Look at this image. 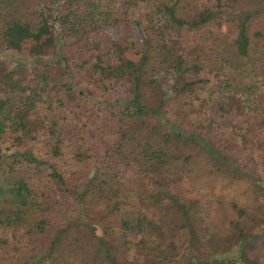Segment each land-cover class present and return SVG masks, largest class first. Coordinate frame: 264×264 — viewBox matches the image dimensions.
Listing matches in <instances>:
<instances>
[{
    "label": "trees",
    "instance_id": "1",
    "mask_svg": "<svg viewBox=\"0 0 264 264\" xmlns=\"http://www.w3.org/2000/svg\"><path fill=\"white\" fill-rule=\"evenodd\" d=\"M45 38L0 58V264H260L264 0H0Z\"/></svg>",
    "mask_w": 264,
    "mask_h": 264
},
{
    "label": "rangeland",
    "instance_id": "2",
    "mask_svg": "<svg viewBox=\"0 0 264 264\" xmlns=\"http://www.w3.org/2000/svg\"><path fill=\"white\" fill-rule=\"evenodd\" d=\"M129 30V26L127 25H118V26H112V27H107L104 28L103 30L100 31L102 39L106 42H111L117 39H121L124 34H127ZM38 46V50L41 51V56H49L52 54V47L50 44V41L48 38L43 39L40 42H33L31 40H25L22 44L19 50H11V49H2L0 52V58L2 59L4 65L6 67H10L13 64H15L16 61L20 62H26L30 60L29 58V49L33 45ZM125 52L130 55L131 57H134L130 51L125 48ZM43 53V54H42ZM130 53V54H129ZM217 106L214 102L210 103L208 105L209 112L213 116L214 121L222 126V127H227V126H235V128H239L244 123V116H240L236 113H230V112H225L221 113L217 111ZM245 125H248L245 123ZM243 145V143H241ZM264 230V226L257 227L255 229V232L260 233ZM260 264H264V255L261 256L260 258ZM236 264H242V263H236Z\"/></svg>",
    "mask_w": 264,
    "mask_h": 264
}]
</instances>
